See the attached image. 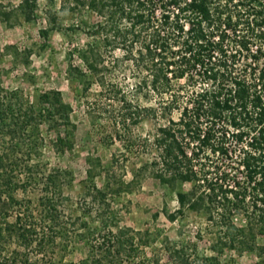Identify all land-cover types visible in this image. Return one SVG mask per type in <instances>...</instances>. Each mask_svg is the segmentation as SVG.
Here are the masks:
<instances>
[{"label": "trees", "instance_id": "trees-1", "mask_svg": "<svg viewBox=\"0 0 264 264\" xmlns=\"http://www.w3.org/2000/svg\"><path fill=\"white\" fill-rule=\"evenodd\" d=\"M38 1L15 10L30 22ZM47 2L43 38L94 39L70 49L67 73L81 82L76 96L101 143L119 148L107 165L91 162L72 196L73 173L44 160L47 149H73L70 104L55 89L0 86V264H56L48 252L77 244L87 249L79 264H159L145 252L154 235L120 226L113 208L146 177L175 193L169 222L187 213L205 221L196 241L163 237L165 264H226V252L264 264V0ZM82 11L97 18L93 26L60 24V14ZM126 67L130 85L119 80ZM145 121L151 131L136 134ZM204 237L209 254L197 249Z\"/></svg>", "mask_w": 264, "mask_h": 264}, {"label": "rangeland", "instance_id": "rangeland-1", "mask_svg": "<svg viewBox=\"0 0 264 264\" xmlns=\"http://www.w3.org/2000/svg\"><path fill=\"white\" fill-rule=\"evenodd\" d=\"M20 1L0 0V86L10 90L21 89L26 95H30L34 89L40 91L55 89L60 91L64 101L70 104L71 120L76 125L73 149L63 155L47 149L44 160L51 166L58 165L73 173L74 187L71 195L74 196L82 191L86 178L85 171L91 162L98 158L103 165H107L111 154L119 148V145L107 147L101 143L100 135L97 128L92 126L85 105L76 96V87L81 82L72 80L67 73L70 49L73 46L82 48L94 39L81 31H50L47 38H43L40 32L49 27L44 16V11L48 7L47 0L38 1V17L30 22L24 21L15 10ZM59 3L60 0H55L56 8L59 7ZM59 17L63 27L81 23H87L86 26L89 27L97 21V18L87 11L62 13ZM96 42L99 43V40ZM116 55L120 57L121 52L117 51ZM77 63L80 64L78 61ZM125 69L121 71L119 80L130 85L133 81L131 73L127 67ZM174 116L176 117V114ZM151 129L152 123L145 121L134 130L136 134L146 135ZM129 179L128 171L124 180ZM96 184L99 187L103 185L102 176L96 178ZM189 188V185L184 186L186 190ZM113 208L119 216L120 226L140 232L149 231L154 235L150 237L152 246L146 248L145 252L148 257L157 258L159 264H165L160 244L163 237L196 241L194 238L196 232L199 229L203 231L205 227L204 219L191 213H187L185 218H179L174 223L169 222L166 215L178 208L175 193L150 177H146L138 188L117 196ZM233 223L239 226L241 219L235 217ZM258 242L264 244V238H259ZM197 243L199 254L210 253L205 237ZM86 254V247L77 244L67 250L57 248L48 252L46 260L51 258L56 264H79ZM221 262L255 264L256 258L251 252L243 254L226 252L221 256Z\"/></svg>", "mask_w": 264, "mask_h": 264}]
</instances>
